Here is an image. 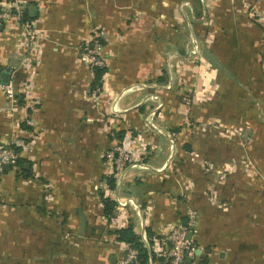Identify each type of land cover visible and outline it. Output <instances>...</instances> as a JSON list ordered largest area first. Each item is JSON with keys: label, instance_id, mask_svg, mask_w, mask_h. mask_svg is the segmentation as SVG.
<instances>
[{"label": "rangeland", "instance_id": "374dc122", "mask_svg": "<svg viewBox=\"0 0 264 264\" xmlns=\"http://www.w3.org/2000/svg\"><path fill=\"white\" fill-rule=\"evenodd\" d=\"M26 1L37 2L43 17L50 3L54 22L30 19L34 38L26 48L16 22L0 19L17 34L15 69L22 73L10 91L0 87L1 111L17 129L12 139L0 136V144L16 151L41 136L25 133L20 123L35 124L33 73L48 46L57 47L63 61L70 52L87 81L95 80V68L108 67L94 87L80 88L91 104L83 121L93 134L86 151L79 145L63 155L71 184L60 188L43 178L41 195L28 204L45 203L49 227L60 239L51 257L36 264H140L139 251L115 234L134 215L155 225L151 235L149 226L139 232L127 223L157 254L147 264H174L177 231L200 232L199 195L224 210L231 202L221 199L223 192L264 191V159L254 153L264 115L252 119L245 102L247 92L257 96L252 79L264 69V0H0V12L15 2L22 15ZM0 175V208L27 204L19 184L29 180L21 167ZM86 175L90 182L80 180ZM6 183L14 190L9 200ZM104 198L116 202L109 217L102 212ZM191 241L194 249L185 250L179 264L199 253Z\"/></svg>", "mask_w": 264, "mask_h": 264}, {"label": "crops", "instance_id": "0c3cea01", "mask_svg": "<svg viewBox=\"0 0 264 264\" xmlns=\"http://www.w3.org/2000/svg\"><path fill=\"white\" fill-rule=\"evenodd\" d=\"M30 5L36 6V15L30 17L31 19L44 18L47 21L49 18V22H54L50 3L47 5L49 12L45 13V17L42 16L43 10L39 9L37 2L28 4L25 11L28 12ZM16 38V32L7 24L0 25V75L8 72V82L11 83L17 82L22 74L19 69H15L18 66V56L14 53ZM58 52L57 47L48 46L33 73L32 93L39 106L32 113L35 123L33 127H21L25 133L37 131L41 135L32 141V145L23 147L19 154L26 160L24 167L29 173H25L24 179L31 181L26 182L27 186L19 184L21 199H25L27 204H21V208L15 209L0 208V259L8 260L7 264H36L40 259L48 260L59 246L60 239L55 238V230L49 227L50 221L47 217L50 210L47 211L45 203L40 200L41 204L37 203L40 205L36 208H31L28 204L30 199L41 195L43 178L55 180L61 185L60 188L62 185L66 187V184H71L69 168L66 172L67 167L63 166V155H69L79 145H84V151L91 147L92 127L83 120L88 119L85 114H91L92 108L91 104L82 100L80 94L81 85L90 84L91 79L86 80L85 70L74 62L70 52L64 55L66 61L60 60ZM251 70L246 67L247 75ZM240 75L243 79L247 77L242 75V69ZM81 76L84 77L83 82ZM251 76L252 73L249 79ZM252 80L257 84L251 87L258 94L253 98L247 92L245 102L252 105L251 115L254 119L253 117L264 115V69H256ZM4 105L5 99L0 89V107ZM13 130L17 129L0 108V136L5 139L10 136L12 139ZM75 135H84L81 137L84 140L78 142ZM257 135L259 143L255 145L254 153L264 159V127L257 130ZM57 153L62 156L61 160ZM36 171L39 177H34ZM4 173L11 175V170ZM81 179H88L90 182L87 175L80 177ZM8 183L5 184L3 195L6 200L11 199L14 194ZM220 196L222 200H230V207L217 209L210 203L209 197L203 193L199 195L198 206L203 216L199 221L200 232L188 231L192 232L188 239L198 242L199 253L196 256L188 255L187 264H264V191L223 192ZM19 219L20 224H16L15 220ZM129 222H134L135 229L139 232L143 227L155 228L153 221L149 225L144 218L140 219L135 215L132 219H127V223ZM127 223L118 228L126 227Z\"/></svg>", "mask_w": 264, "mask_h": 264}, {"label": "built area", "instance_id": "2783aa9c", "mask_svg": "<svg viewBox=\"0 0 264 264\" xmlns=\"http://www.w3.org/2000/svg\"><path fill=\"white\" fill-rule=\"evenodd\" d=\"M28 4H29V1H26L25 6L27 7ZM26 7H25L24 11L26 10ZM4 9L5 10L0 12V19L2 18L5 21L11 20L12 22H16V27L23 31L22 39L20 41V45L21 46L25 45L26 48H32L31 46L33 45L34 36L29 31V27H30L31 23L34 22V20H30L31 18L25 19L24 15H23L24 13L21 15V13H20L18 7L16 6L15 2H13L11 4H7V5L5 4ZM12 10H14V11H12ZM24 42H26V44ZM28 58H29V63H30L31 62L30 61L31 54H29ZM27 60H28L27 58H24L23 62H27ZM10 84H11V82L9 81L6 84H3V83L0 84V86L6 88L7 91H10V89H9ZM18 157H19V155H18L17 151H15L14 149H11V148L4 147L3 144H0V174L4 170L5 164H9V165L15 164ZM188 231H190V230H188L184 227H181L180 232L177 231L179 234L178 237L180 239L179 241H177L178 242L177 246L180 247V250H179V253L177 254V256L175 257V259H172V263H174V264H179L182 261V259L185 257V255H184L185 250L190 249V247H192V249H194V246H191L192 241L187 238Z\"/></svg>", "mask_w": 264, "mask_h": 264}, {"label": "trees", "instance_id": "16d2710c", "mask_svg": "<svg viewBox=\"0 0 264 264\" xmlns=\"http://www.w3.org/2000/svg\"><path fill=\"white\" fill-rule=\"evenodd\" d=\"M24 18L25 19H29V15L28 12L25 11L24 12ZM108 71V67L104 66L102 68H95L94 70V78L95 80L91 81V87H94L95 84L101 80L103 74ZM21 127H26V128H30L28 125H26V123H22L20 124ZM123 133V132H122ZM21 150V148L18 146L16 147V151L19 152ZM19 155V153H18ZM26 162V160L23 157H18L17 161L15 162V164L9 165V169H5L3 170V172L8 171V170H12V169H17L18 167H21V170L26 173L29 174L28 171L25 169L24 167V163ZM2 172V173H3ZM1 173V174H2ZM1 176V175H0ZM110 186L113 187L115 185H113L112 180L110 181ZM103 202V207H102V212L104 214V216H108L115 213L116 212V202L109 199V198H104L102 200ZM147 231L149 232V234H153L151 227L147 228ZM115 234L117 235V239L121 242H124L125 244H128L131 247L136 248L139 251V260H140V264H147L149 259H157V254L155 252L150 251L145 243L142 241L141 236H139L133 229V225H129L126 227H121L115 230Z\"/></svg>", "mask_w": 264, "mask_h": 264}, {"label": "water", "instance_id": "95a60500", "mask_svg": "<svg viewBox=\"0 0 264 264\" xmlns=\"http://www.w3.org/2000/svg\"><path fill=\"white\" fill-rule=\"evenodd\" d=\"M28 15L29 17H35L36 15V6L35 5H30L28 7ZM8 72H3L0 76V80L2 83H7L8 82ZM5 169H9V164H5L4 166ZM192 236V232H189L187 235V238H190Z\"/></svg>", "mask_w": 264, "mask_h": 264}]
</instances>
